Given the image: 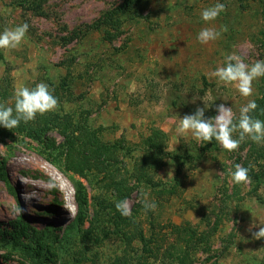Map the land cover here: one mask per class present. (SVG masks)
I'll return each mask as SVG.
<instances>
[{
	"label": "rangeland",
	"instance_id": "374dc122",
	"mask_svg": "<svg viewBox=\"0 0 264 264\" xmlns=\"http://www.w3.org/2000/svg\"><path fill=\"white\" fill-rule=\"evenodd\" d=\"M122 1L48 0L45 16H37L21 6L23 0H0V33L28 25L17 48L0 49V79L8 70L15 92L48 85L58 100L54 111L84 121L103 142L116 145L130 173L139 169L144 138L152 129L162 131L169 156L152 175L161 184L152 189L145 179L132 180L129 216L147 237L164 238V246L172 242V226L193 231L190 245L181 246L188 264H264V238L254 237L264 227V182L236 184L232 178L235 166L247 160L264 181V142L245 138L228 152L217 141L214 151L178 132L179 118L193 114L189 109L212 110L214 118L223 104L238 123L240 109L258 97L261 77L252 82L253 94L243 97L213 73L232 54L250 66L264 61V0H148L140 17L125 21L120 36L105 42L88 27ZM216 3L224 11L205 22L203 10ZM222 27L227 31L214 41L197 39L204 28ZM51 137L57 145L60 137ZM55 153L19 135L0 141V264L113 263L125 247L103 235L110 229V214L102 208L110 193L100 175L67 171ZM176 179L174 192L158 194ZM145 197L155 210L145 211ZM17 220L26 235L16 245ZM153 259L132 243L129 264H157Z\"/></svg>",
	"mask_w": 264,
	"mask_h": 264
},
{
	"label": "trees",
	"instance_id": "16d2710c",
	"mask_svg": "<svg viewBox=\"0 0 264 264\" xmlns=\"http://www.w3.org/2000/svg\"><path fill=\"white\" fill-rule=\"evenodd\" d=\"M48 0H23L21 4L26 10L32 12L37 16H45L43 5ZM148 0H123L120 4L112 7L104 12L96 21L93 22L88 29L102 33L103 40L108 43L115 41L121 34V28L125 21L140 17L142 14V7ZM76 37V36H75ZM74 37V38H75ZM71 38L63 37L62 40L70 41ZM258 97L254 100L257 104L255 111L250 112L254 119L264 118V77L260 78L258 84ZM181 100V98H179ZM0 103L5 104L6 107L13 108V116L15 113V91L12 86V80L8 70L0 79ZM191 113H195L196 109H189ZM204 110V118H212L213 111L206 112ZM56 133L60 137L57 145L51 137V133ZM28 138L31 141L42 144L51 152H56L59 162H63L67 171L73 172L78 176H84L86 173L94 172L101 176L100 183L102 188L110 193L112 200L102 208L107 215L110 229L104 233V236L118 239L125 247L124 255L117 256L113 263L110 264H129L130 252L132 251V243L139 242L146 253H151L154 256V262L157 264H188L187 251L182 252L181 246L190 245L192 242L193 231L188 230L187 227L172 226L171 235L172 242L164 246V238L156 239L152 234L148 237L144 234L143 229L134 220L132 216H123L116 209L115 205L119 201L126 200L129 194L133 191L131 181H139L145 179L152 189L158 187L161 183L152 181V175L161 170L165 166V158L169 156L165 149L166 136L158 130L152 129L150 134L144 138V149L141 150L139 169L135 168L133 172H129L125 163L120 159L118 147L114 144H108L100 139L97 130H92L83 122H74L69 114H59L51 111L43 115L37 114L35 119L24 123L20 122L19 126L13 129H6L0 126V141L13 139L15 136ZM212 150L218 151L219 145L213 138L209 142ZM259 158H262V153H259ZM58 163V162H57ZM0 163V180H5L3 172V165ZM243 167L248 169V175L251 181L256 183H263V175L257 173L252 165L244 161ZM177 186V179L175 185L169 189L162 190L163 193L170 194L174 192ZM78 194L80 193L79 184H76ZM257 200H261L255 195ZM84 204V203H82ZM80 203V205H82ZM81 216L77 219L80 220ZM82 218V217H81ZM15 225L20 226V231L14 232V243L18 244L20 236L26 235V228L22 226L23 222L17 220ZM90 228L84 231V237L87 239L88 235H92ZM215 229V227H214ZM30 257L31 255L28 254Z\"/></svg>",
	"mask_w": 264,
	"mask_h": 264
},
{
	"label": "clouds",
	"instance_id": "9594fccd",
	"mask_svg": "<svg viewBox=\"0 0 264 264\" xmlns=\"http://www.w3.org/2000/svg\"><path fill=\"white\" fill-rule=\"evenodd\" d=\"M224 11V5L216 3L213 7L206 8L202 12V19L205 22L214 21ZM28 30L27 24L18 25L13 29H5L0 33V49H15L24 40ZM227 31L222 27L218 32L213 28L202 29L197 39L201 43H208L216 40L221 32ZM225 84H234L243 97H250L253 94V80L264 77V61L257 60L251 66L235 54L227 57L225 66L217 68L213 73ZM58 107V100L49 90L48 85L39 83L33 89L20 87L15 92V113L13 108L6 107L0 103V126L10 130L19 126L20 122L27 123L35 119L37 114L54 111ZM257 104L249 100L246 106L240 109L238 123H234V113L231 107L217 106V115L214 118H204V109L197 108L194 114H185L179 118L178 132L181 134L191 133L192 136L203 142H212L213 138L228 152L238 149L240 143L248 138L255 143L264 142V121L254 119L250 112L255 111ZM213 120L215 123H213ZM239 130V139H233V133ZM236 184L251 183L248 169L237 164L232 175ZM145 211L155 210L154 202H149L145 197L142 201ZM116 209L123 216L130 215V208L127 200L119 201ZM20 211H23L20 209ZM255 238H264V227H260L254 233Z\"/></svg>",
	"mask_w": 264,
	"mask_h": 264
},
{
	"label": "bare ground",
	"instance_id": "6f19581e",
	"mask_svg": "<svg viewBox=\"0 0 264 264\" xmlns=\"http://www.w3.org/2000/svg\"><path fill=\"white\" fill-rule=\"evenodd\" d=\"M26 188V187H25Z\"/></svg>",
	"mask_w": 264,
	"mask_h": 264
}]
</instances>
